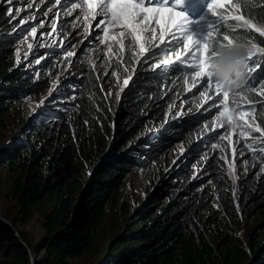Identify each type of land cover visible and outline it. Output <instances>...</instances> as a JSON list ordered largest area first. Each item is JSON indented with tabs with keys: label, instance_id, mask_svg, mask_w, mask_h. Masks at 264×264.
<instances>
[{
	"label": "trees",
	"instance_id": "16d2710c",
	"mask_svg": "<svg viewBox=\"0 0 264 264\" xmlns=\"http://www.w3.org/2000/svg\"><path fill=\"white\" fill-rule=\"evenodd\" d=\"M241 14L264 26V0H250L247 7L242 5ZM215 19L208 15L202 31L208 33L217 28ZM228 22L235 27L236 22ZM21 30L0 3L1 125L21 99L39 95L50 87L48 80L37 78L39 68L31 69L17 61L15 46ZM236 33L241 42L255 40L257 47H264V37L259 33L246 29H236ZM50 58L43 66L53 69L50 63H56L57 56ZM153 64L152 60L145 63L144 71L132 79L112 116L105 115L106 107L96 105L97 82L89 72L77 99L81 114L72 126L61 123L57 130L48 132L47 128L38 129L39 122L33 126L35 132L31 137L20 136L0 147V188L7 186L10 198L20 205V216L12 222L0 218V264H69L70 259L80 258L95 248L100 253L96 264H264V172L252 186H242L236 205L223 201L225 219L236 226L252 225L247 241L234 233L215 236L217 232L208 230L212 218L204 217L201 196L185 205L171 200L156 213L150 208L146 210V206L135 210L129 206L122 208L127 202L120 203L121 188L135 165L131 154L136 148L132 144L142 131L139 122L146 114L150 118L147 123H157V130L145 141L152 147L147 156L201 136L202 144H206L204 165L217 176L220 171H227L226 160L233 149L227 144L228 126L224 125V131L213 130L224 110L222 95L210 90L207 97H201L198 87L193 93L194 110L179 118L173 106L184 91L183 73L174 70L173 65L153 70ZM249 77L255 82L254 92L244 87L230 94L226 103L237 112H248L254 105L253 115L261 123L264 54H256L251 65L248 61L247 81ZM233 96L238 105L232 103ZM221 136H226V141ZM237 149L244 153V160L259 159L264 165V153H251L243 141ZM184 178L181 194L190 188L187 175ZM223 179L214 177L212 183L216 186ZM114 206L120 211H115L116 228L107 244L103 227ZM35 214L44 220L47 230L42 243H36L20 228Z\"/></svg>",
	"mask_w": 264,
	"mask_h": 264
},
{
	"label": "rangeland",
	"instance_id": "374dc122",
	"mask_svg": "<svg viewBox=\"0 0 264 264\" xmlns=\"http://www.w3.org/2000/svg\"><path fill=\"white\" fill-rule=\"evenodd\" d=\"M165 2L166 6L171 7L170 0H165ZM209 2L210 0H186L187 5H192V7L185 6L186 9L189 12L200 13L203 17L196 21L185 14L188 21L186 25L188 33L200 42H204L207 37V33L202 31V28L206 17L210 15L207 10ZM217 2L226 5L229 0H217ZM0 3L6 9H12V15L9 16L15 18L22 29L15 46L17 61L31 69L39 68L41 72L37 78L48 80L50 86L47 91L39 95L21 99L16 107L6 114L5 124H0V147L20 136L31 137L35 132L33 126L39 122L38 129L47 128L48 132L53 128L57 130L61 123L65 126H72L79 116L80 105L77 99L89 72L93 73L97 82L98 101L96 105L106 107L108 112L105 115L112 116L132 79L144 71L145 63L150 60L154 64H160L162 59H170L173 62L176 60L172 53L167 56L161 54L149 59L153 52H159L164 41H153L156 47L149 48L142 54L139 53L138 45L129 48L127 41L122 51L118 50V45L113 44L112 51L109 52L106 44H100L92 39L99 32L96 24L101 17H97L95 21H88L86 26L79 9L69 14L68 8L71 0H61L60 4H56L54 0H12L10 5L6 0H0ZM52 20L56 21L55 26L51 23ZM33 26L37 29L35 36L31 33ZM168 39L166 34L165 41ZM29 44H32L31 48L28 47ZM68 51L73 53L72 57H67ZM50 56H57V62L50 63L53 69L43 66ZM37 60L39 63L36 62ZM50 60L53 61L51 58ZM171 65L161 64L159 68ZM113 72L116 74L112 75ZM125 79L128 80V84H124ZM198 87H201L199 93L204 91L202 81L197 83H192L191 79L187 83L184 81L182 97L173 106L178 110L177 117L180 118L194 110L196 102L193 93ZM209 91H204L205 97ZM213 93L217 92L213 91ZM102 107L100 112L103 111ZM247 118L246 116L245 119ZM149 120V114H146L139 122L142 131L137 134L132 144L136 148L131 154L135 165L121 188L120 203L127 202V206L123 204L122 208L126 209L129 206L135 210L146 206V210L150 208L153 213H156L171 200L185 205L194 203L196 197L201 196L200 200L205 206L203 215L205 218H212L208 230L217 232L215 236L234 233L235 237L247 241L248 231L252 225L242 223L241 226H236L230 220L225 219L223 201L226 200L228 205L232 203L236 205L242 186H252L251 183L258 181L263 173L260 172V168L264 165L259 159L254 162L246 161L242 158L244 153L237 149L241 141L247 146L251 137H240L239 128L232 131L227 118L216 123L217 128L213 129L216 131H224V125L229 127L228 132H231V135L227 139V144L233 146L226 160L227 171L222 170L216 176L211 174L214 171L207 170L204 165L203 148L206 144H202L201 136L196 137L194 141L175 143L161 154L152 151L150 156H147L146 153L151 151L152 147L145 141L157 130V123H147ZM214 144L210 141L211 146ZM255 149L252 147L249 151L253 153ZM186 175L187 185L190 188L185 194H181L179 190ZM214 177L224 179L218 180L215 186L212 183ZM4 179H7L6 171H4ZM0 194V218L12 222L20 216V205L10 198L7 186L0 188ZM112 209L103 227L107 244L113 238L112 234L116 228L114 218L118 213L115 211H120V208L116 206ZM20 228L27 232L36 243H42L47 237L44 220L38 214H35L28 224ZM233 228L234 231H232ZM41 257H44V253H41ZM99 258L100 253L95 248L87 251L80 258L70 259L69 264H96Z\"/></svg>",
	"mask_w": 264,
	"mask_h": 264
},
{
	"label": "snow or ice",
	"instance_id": "6c2138e0",
	"mask_svg": "<svg viewBox=\"0 0 264 264\" xmlns=\"http://www.w3.org/2000/svg\"><path fill=\"white\" fill-rule=\"evenodd\" d=\"M6 2L10 5L12 0H6ZM54 2L60 4L61 0H54ZM249 2L250 0H242V3L229 0L228 4L221 5L217 0H210L207 10L212 17L216 18L215 24L218 27L208 31L204 42L196 40L192 34L188 33L186 28L188 21L185 14L176 11L173 7L166 6L165 0H71L68 12L70 14L79 9L86 26L88 21H95L97 17H101L96 24L99 32L92 39L100 44H106L109 52L112 51L113 44L118 45V50L122 51L125 41H127L129 48L138 45L139 53L142 54L149 48L156 47L153 41H164L159 52H153L149 59L161 54L167 56L172 53L176 60L173 62L170 59H162L160 64L152 65L153 69L159 68L161 64H172L174 70L183 73L182 78L185 83L189 79L192 83L202 81L204 91L213 90L220 93L223 97L224 110L220 112L217 121L227 118L232 131L239 128L238 135L240 137H251L247 146L252 149L253 145H264V126H262L264 121L257 123V119L253 115L256 111L254 105L248 112L243 110L237 112L236 108L229 109L226 102L229 100L230 93L224 89L223 85L214 81L208 71L209 62L216 55L213 51L215 46H226L240 41L241 36L236 33V29H246L250 33H259L261 37H264V26H258L251 18H246L241 14L242 5L247 7ZM222 8L223 10H221ZM7 12L12 15L11 8H8ZM229 20L236 22L235 27L228 22ZM51 23L55 26L56 21L52 20ZM228 29L232 31L229 32ZM36 31V27L33 26L31 28L33 36L36 35ZM85 31H87V27H85ZM157 32H159L158 35ZM166 34L169 37L167 41H165ZM246 45L250 49L248 61L251 65V60L256 54H264V47H257L255 40L247 41ZM28 47L31 48L32 44H29ZM72 56L73 53L68 51L67 57ZM36 62L39 63V60ZM115 74V72L112 73V75ZM254 83L253 78L249 77L245 89L254 92ZM124 84H128L127 79L124 80ZM204 91L200 93L201 97H203ZM260 95L264 96V92H261ZM232 103L239 104L235 96L232 97ZM261 103L264 104V101ZM246 116L247 119H245ZM256 133L259 135H254ZM230 135L231 132L226 133V136ZM226 136H221L220 139L223 141ZM254 151L264 153V147ZM253 159L255 160L257 157L253 156ZM260 172H264V167L260 168Z\"/></svg>",
	"mask_w": 264,
	"mask_h": 264
},
{
	"label": "clouds",
	"instance_id": "9594fccd",
	"mask_svg": "<svg viewBox=\"0 0 264 264\" xmlns=\"http://www.w3.org/2000/svg\"><path fill=\"white\" fill-rule=\"evenodd\" d=\"M216 55L210 60L208 71L214 81L223 85L230 94L243 89L247 82L249 47L235 41L226 46H215Z\"/></svg>",
	"mask_w": 264,
	"mask_h": 264
}]
</instances>
